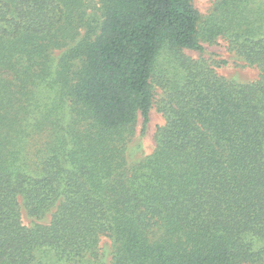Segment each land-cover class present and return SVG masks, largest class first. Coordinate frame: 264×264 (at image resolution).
I'll return each mask as SVG.
<instances>
[{"label": "trees", "instance_id": "obj_1", "mask_svg": "<svg viewBox=\"0 0 264 264\" xmlns=\"http://www.w3.org/2000/svg\"><path fill=\"white\" fill-rule=\"evenodd\" d=\"M103 236L111 264H264V0H0V264H106Z\"/></svg>", "mask_w": 264, "mask_h": 264}, {"label": "rangeland", "instance_id": "obj_2", "mask_svg": "<svg viewBox=\"0 0 264 264\" xmlns=\"http://www.w3.org/2000/svg\"><path fill=\"white\" fill-rule=\"evenodd\" d=\"M213 0H194L195 7L199 10L202 15H207L212 7ZM206 50L203 53L204 57L225 59L226 64L221 65L217 68L220 75L226 77L229 80L238 83H250L258 80L260 70L256 66L248 65L247 62L239 56L237 53L232 52L228 49L227 42L219 38L217 43H205ZM187 53L195 58L200 54L197 51L188 50ZM56 52L55 55H58ZM165 123V118L161 112H159L157 105L154 104L150 112V121L147 125L146 131L142 134V117L140 116L137 124V131L135 135V141L141 142L138 149L132 151L129 155L130 161L142 158L151 154L155 149V132L157 127ZM26 223H30L31 218L24 214ZM100 253L102 259L106 264H111L112 260V241L110 238L103 236L100 242Z\"/></svg>", "mask_w": 264, "mask_h": 264}]
</instances>
